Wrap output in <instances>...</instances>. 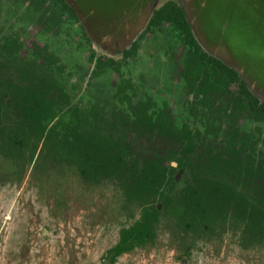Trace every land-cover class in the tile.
<instances>
[{
	"label": "rangeland",
	"instance_id": "1",
	"mask_svg": "<svg viewBox=\"0 0 264 264\" xmlns=\"http://www.w3.org/2000/svg\"><path fill=\"white\" fill-rule=\"evenodd\" d=\"M29 5L25 0H0L2 35L17 34L24 53L34 43L46 46L62 67L58 79L77 105L101 103L109 119L125 110L109 95L110 85L121 77L102 75L92 80L96 62H90L89 44L67 23L52 35L40 25L36 13L27 10ZM250 35V30L245 33ZM146 38L141 57L122 67V78L132 82L129 93L135 98H152L157 108L170 105L181 125L182 80L171 67L161 35ZM253 41L249 50L264 52L263 39ZM238 42L244 46L243 37ZM114 106L119 110L114 111ZM241 126L261 132L258 150L264 160V121L243 117ZM190 128L199 130L201 124L194 120ZM126 131L129 159L139 170L149 158L165 160L166 165L177 163L172 158L178 145L172 140L156 130L143 132L129 124ZM210 145L212 141L204 145L198 140L197 153L203 155L201 151ZM42 148L39 142L32 156L28 150L26 158L17 161L0 154V264H111L108 251L119 242L122 229L134 224L150 206L159 207L154 239L122 253L113 264H264V241L251 237L245 217L214 207L207 208L204 220L185 203L181 190L191 181L190 170L175 166V190L169 192L163 186L140 195L131 191L128 178L87 179L73 165L42 158ZM199 163L196 158L192 164Z\"/></svg>",
	"mask_w": 264,
	"mask_h": 264
},
{
	"label": "trees",
	"instance_id": "2",
	"mask_svg": "<svg viewBox=\"0 0 264 264\" xmlns=\"http://www.w3.org/2000/svg\"><path fill=\"white\" fill-rule=\"evenodd\" d=\"M29 1L27 10L37 16L38 13L41 17L47 15L53 25L61 26L65 11L79 22L65 0H52L57 2L58 10L54 2L43 8L49 0ZM153 27L161 32L176 33L179 40L175 43L183 44L185 54L179 73L185 77L189 90L195 93L197 103L211 106L206 96L208 90L229 94L225 88L234 79L250 98V105L236 97L229 109H224L225 118L236 122L243 111H248L255 120H264V102L251 94L237 72L201 48L183 10L175 2L169 1L155 11L149 28ZM138 41L130 48L132 52L125 50L126 55L137 49ZM24 48L17 34L2 35L0 30V154L15 161L23 160L28 150L32 156L37 144L42 142V158L73 165L87 179L128 178L131 191L140 195L163 186L171 192L177 185L173 175L175 166H167L165 160L149 158L139 170L129 159L128 124L143 132L156 130L178 145V152L172 158L178 163L177 167L190 170L191 181L186 182L181 197L193 213L205 220L207 208L236 211L248 220L247 231L252 232L251 237L264 241V164H256L255 144L251 145V153L247 152L253 133L248 135L238 126L230 128L227 150L220 157L211 158L205 164H192L199 133L194 135L186 122L177 125L168 106L154 109L150 98L137 101L123 95L120 100L125 110L109 119L99 106L101 103L81 107L73 102L65 84L58 79L57 73L62 67L46 46L34 43L28 53L23 52ZM94 55L97 63L92 80L115 64V58L98 55L92 47L91 60ZM125 87L126 84H119L118 91L109 94L110 97H120ZM200 94L204 99H200ZM123 100L127 101L126 106ZM115 107L114 111L119 110ZM209 129L218 134L213 126ZM158 211V206H150L134 224L122 229L119 242L108 251L111 264L122 253L154 239L153 225Z\"/></svg>",
	"mask_w": 264,
	"mask_h": 264
},
{
	"label": "water",
	"instance_id": "3",
	"mask_svg": "<svg viewBox=\"0 0 264 264\" xmlns=\"http://www.w3.org/2000/svg\"><path fill=\"white\" fill-rule=\"evenodd\" d=\"M65 1L75 11L93 49L110 58L132 47L156 10L175 2L201 48L237 72L251 94L264 102V52L249 50L254 37L264 43V0ZM249 30L251 35L245 37ZM241 37L244 46L239 45Z\"/></svg>",
	"mask_w": 264,
	"mask_h": 264
},
{
	"label": "flooded vegetation",
	"instance_id": "4",
	"mask_svg": "<svg viewBox=\"0 0 264 264\" xmlns=\"http://www.w3.org/2000/svg\"><path fill=\"white\" fill-rule=\"evenodd\" d=\"M26 4H31V1L29 0H25ZM50 2H54L52 0H49L48 2L44 3V7L43 8H47L49 6ZM57 2H54V8H56L58 10L57 7ZM29 7V6H28ZM27 7V8H28ZM38 17L41 19V21L39 22L40 25L43 24V29L45 27H48V32H51V34H55L56 32H58L60 30V28L63 25H66V23L72 28L74 29L77 33L79 34V36L84 39L90 46L91 48V52H90V62H96L97 63V57H93V60H91V56H92V46H91V42L88 40L87 36H85L86 34H84L83 32V28L82 25L80 24V22L77 21L76 17L73 16L71 13L65 11L63 14V22L61 24V26H57V25H53V23L51 22V20L49 19V17L47 15L44 16H40L41 14L38 13ZM150 27V23L148 25V28L146 29V31L143 33V35L139 38V44L137 45V49L133 51L132 54L130 55H126L125 51L122 53V55L119 58H115V64L108 68V70H106V73H104L103 75H107L108 78L113 77L114 78V74H117L121 77V80L119 82H113L110 85L111 88V95L115 94V92H117V86L119 84H126L125 87V92L121 95L120 97H116L113 99L114 102L118 103L119 105L123 106L121 104V100L122 98H124L123 95H128L131 96L133 98H135L132 94H130L129 92L133 91V84L130 80L128 79H123L122 77L125 76V74L123 73V68L122 67H126V66H130L132 61H136L137 57H141L140 55V51L142 48V45L145 42V38L147 36H151L152 34H159L161 35L162 39L165 42V49H166V53L169 55V59L171 62V67L173 68V71L178 75V79L182 80V90L184 92L183 95V107L185 110L183 119H182V124L184 122L188 123L190 126V123H192V121L197 120L199 122V124H201V128H199V130H193L194 135H197V133H199V136L196 137V153H197V142L198 140L201 139L202 142H204V145L209 142L212 141V146L213 144L216 143V145L212 146H205L204 150L201 151L200 154L203 155H199L198 153L196 154L195 159H199L200 163L199 164H205V162L210 161L211 158H214L216 156L220 157L219 155H221L223 153L224 150H227V142L229 140V137L227 138V135L230 134L232 127L238 126L240 127V129L242 130V132L250 135L253 133V142H251V144L248 145V150L247 152L251 153V145L255 144L256 148H255V154H254V159L256 161V164L262 162V164H264V160L263 158L260 156L259 153V145H260V138H261V132L258 131V128L255 129H251V130H245L242 128L241 126V122L243 117H249L251 118V120L253 122H257V123H261L264 120H255L248 111H243V113H241L239 115L238 121H232V120H227L225 118L226 113L224 109H229V105L235 100V98H240L244 101H246L247 104L250 105V98L248 97V95L246 93L243 92L240 83H238L236 80L233 79V81L225 88L226 91L229 94L226 95H221L219 93H215L212 92L211 90L206 93V96L208 99H210V104L211 106H204L202 103H197V101L195 100V93L193 91H190L188 88V83L185 79V77H182L179 73V69L182 70L183 64H182V58L185 54L184 50H183V44H180L177 46V44L175 43L176 40H179V38L177 37L176 33L172 34V33H165V32H161L157 29L153 28H149ZM147 39V38H146ZM132 49V47H131ZM128 50V51H131ZM132 52V51H131ZM96 70V67L92 70L91 72V77L92 78V73L93 71ZM177 79V80H178ZM149 99V98H147ZM145 99V100H147ZM152 99V98H150ZM200 99H204L203 94H200ZM135 100L137 101H145V100H139L137 98H135ZM153 101V99H152ZM221 101H222V105H221ZM126 100H123V103H125L126 106ZM261 102V101H260ZM154 103V109H161L165 106H168L169 109L171 110V113L174 117L175 123L177 125L178 122L176 121L175 118V113L173 112V109L170 107V105H163L161 108H157ZM262 103V102H261ZM198 104V105H197ZM126 108V107H125ZM219 108L222 109V112L219 111ZM251 109V106L250 108ZM252 110V109H251ZM231 112V110H228V113ZM243 114V115H242ZM221 119V120H220ZM179 125V126H182ZM209 124V125H208ZM204 126V128H203ZM214 128L215 131H218V134H215L211 129H209L210 127ZM231 128V129H230ZM223 135V138H222ZM248 153V154H249ZM227 155H224L223 157H226ZM178 166V163H176Z\"/></svg>",
	"mask_w": 264,
	"mask_h": 264
}]
</instances>
